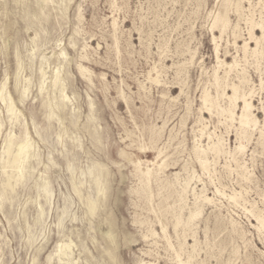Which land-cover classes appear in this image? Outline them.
<instances>
[{
	"label": "rangeland",
	"instance_id": "374dc122",
	"mask_svg": "<svg viewBox=\"0 0 264 264\" xmlns=\"http://www.w3.org/2000/svg\"><path fill=\"white\" fill-rule=\"evenodd\" d=\"M43 1L0 0V87L8 74L20 110L10 118L0 99V264H179L176 251L182 264H264V38L255 53L250 40L264 34V0ZM214 36L239 67L216 75ZM231 83L252 92L260 121L244 137L225 112ZM26 129L32 155L19 177L4 167V140Z\"/></svg>",
	"mask_w": 264,
	"mask_h": 264
},
{
	"label": "bare ground",
	"instance_id": "6f19581e",
	"mask_svg": "<svg viewBox=\"0 0 264 264\" xmlns=\"http://www.w3.org/2000/svg\"><path fill=\"white\" fill-rule=\"evenodd\" d=\"M48 1H52V0H44L43 2H48ZM231 1L230 0H224V5L225 7H227L228 5H231ZM259 4V3H258ZM238 5V4H237ZM260 6V5H259ZM238 7V6H237ZM42 8H44V6L42 5ZM242 8V7H241ZM259 8V7H258ZM246 11V10H245ZM249 11V10H248ZM238 12V11H237ZM250 14V13H249ZM250 16V15H249ZM251 17V16H250ZM83 20V19H82ZM255 20V19H254ZM115 21V20H114ZM248 21V20H246ZM116 22V21H115ZM250 22V21H249ZM257 24V23H256ZM214 25L215 26H220V29L222 32H224L228 25H229V19H228V16H227V12L220 8L218 9L216 15H215V18H214ZM257 27H259L257 25ZM212 31V30H211ZM254 31V30H253ZM251 31L250 33V40H254L255 43H256V46L252 47V50L254 51L255 53V50L257 51V49H259L262 45V39L264 38V34L262 36H257L254 34V32ZM248 32V31H247ZM222 35V34H221ZM249 35V34H248ZM35 37V36H34ZM214 42H215V50H216V55H217V65H216V75H217V70L220 69L221 67H224V68H228V72L235 69L239 64H238V61L236 58L233 59V61H227V60H224L220 57V53H219V45L221 44H218L217 42V37L214 36ZM252 41H246L244 43V50H248L249 48H251V43ZM236 44V43H235ZM233 44V45H235ZM60 49V48H59ZM86 51V50H85ZM236 51V50H235ZM249 52V51H247ZM86 53V52H85ZM62 57H65L66 58V51L64 49H61L60 50V53H59ZM246 54V53H245ZM244 55V54H243ZM82 57V60L85 61L84 58H87V54H82L81 55ZM238 56V55H237ZM247 56V55H246ZM247 58V57H245ZM244 58V59H245ZM88 59V58H87ZM89 60V59H88ZM87 60V61H88ZM248 60V59H247ZM239 67V66H238ZM155 68V67H154ZM77 69L78 71L80 72V74L84 77L87 78V80L89 82H92V71L91 69L86 66L85 64H83L82 62L78 63L77 65ZM157 69V68H156ZM155 70V69H154ZM221 70V69H220ZM43 72V71H42ZM219 72V71H218ZM45 73V72H44ZM226 73V72H225ZM227 75V74H225ZM150 76V75H149ZM229 76V75H228ZM18 77V75H17ZM151 77V76H150ZM149 77V79H151ZM8 74L6 75V79L5 81L2 83L1 87H0V99L3 101V103L5 104L6 106V110H7V113L8 115L10 116V118L14 117V118H18L19 116V113H20V110L18 109L17 107V101L15 99V97L13 96V94L8 91V88H7V82L9 81L8 79ZM153 79V78H152ZM217 80V84L219 82L218 80V76H216V79ZM244 80H246V78H244ZM17 81H18V78H17ZM154 81V80H152ZM157 81V79L155 80ZM159 81V80H158ZM157 81V83H158ZM217 86V85H216ZM52 87L54 88H58L60 90V96H59V99H58V109H63L66 105H67V99H68V96L65 94V88H64V85L62 83V79L60 77V75L57 73L55 74L53 80H52ZM226 87L230 88L231 92H228L226 91L225 89L223 90V95L228 98L229 100V104H228V107L227 109L225 110L226 113H228V117H229V120L231 122H235L237 121L239 123V127L238 129L241 130V136H245L246 135V132L249 130V129H255L258 124H259V119L258 117L256 116L255 112H254V108H256L254 106V103H253V99L252 98V92L249 91V90H246L242 87L241 84L239 83H231V84H226ZM42 89V88H41ZM105 91V90H104ZM210 91V89H209ZM209 91H206L205 94H204V103H205V107L210 109L208 111H211L212 110V107L214 106V99H213V96L211 95V93H209ZM217 93V92H216ZM222 95V96H223ZM254 95V94H253ZM107 96V95H106ZM22 97H26V89H24L22 91ZM218 97V95H217ZM224 99V98H222ZM220 100V99H219ZM218 101V100H216ZM223 103V102H222ZM242 103V104H241ZM224 104V103H223ZM219 105V104H218ZM222 109V107H221ZM239 110V111H238ZM217 111V110H216ZM224 111V109H223ZM209 113V112H208ZM212 113V111H211ZM224 114V113H223ZM222 116V115H221ZM25 117V116H24ZM224 118V116L222 117ZM225 119H226V116H225ZM205 120V119H204ZM227 120V119H226ZM225 121V120H224ZM233 124V123H232ZM26 125V123H25ZM226 125V124H225ZM231 125V124H230ZM234 125V124H233ZM229 126V125H228ZM232 126V125H231ZM230 126V127H231ZM2 128V121L0 120V130ZM27 128V127H26ZM201 128V127H200ZM206 128V127H205ZM200 130V129H199ZM204 131V130H203ZM254 131V130H252ZM251 131V133H252ZM1 132V131H0ZM231 132V131H230ZM250 132V131H249ZM216 133V132H215ZM236 133V132H235ZM214 134V133H213ZM209 135V134H208ZM218 135V134H217ZM238 135V134H237ZM252 135V134H251ZM250 135V137H251ZM202 136V135H201ZM211 136V135H209ZM208 136V137H209ZM239 136V135H238ZM203 137V136H202ZM220 137V136H219ZM15 137H13V135H9L5 138L4 140V143H5V146H4V153H6L8 155V159L7 161L5 162V168L8 166H11L12 168H16V170H18V173H19V177H22L24 176V163L27 161V159L29 157H31L32 155V152H31V147H32V143H31V137L29 136V131L26 129L25 130V133H24V137L17 143V141H15L14 139ZM21 138V137H20ZM210 138V137H209ZM218 138V137H217ZM221 138H223L221 136ZM240 138V136H239ZM202 139V138H201ZM237 139V138H236ZM17 140V139H16ZM197 140V139H196ZM210 140V139H209ZM17 143V151L16 152H13L12 151V148H13V145L15 142ZM222 141V140H221ZM214 142V141H213ZM201 143V142H200ZM224 147V146H223ZM245 144L240 142L238 145H237V149L238 150H243L245 148ZM208 148V146H207ZM247 148V147H246ZM245 148V149H246ZM198 149V148H197ZM225 149V148H223ZM216 151V150H215ZM214 151V153H215ZM224 151V150H223ZM221 152V151H220ZM230 152V149L228 151V153ZM212 153V152H211ZM241 153V152H240ZM122 155H125L130 161H132L131 157L126 155L124 152H122ZM218 156H220L218 154ZM232 158V157H231ZM215 159V158H213ZM216 160V159H215ZM225 160V159H224ZM143 161V160H142ZM140 162V161H139ZM163 162V161H162ZM237 162V160L235 161ZM207 159H202V166L204 168H207ZM136 165V168L139 169L140 166L139 164H135ZM162 165H160L161 167ZM202 167V168H203ZM223 167V166H222ZM208 169V168H207ZM235 169V168H234ZM243 169V168H242ZM107 170V169H106ZM151 168H147L146 171H144L143 173L146 174V175H149L151 173ZM203 170V169H202ZM205 171H207L205 169ZM17 172V171H16ZM241 172V171H240ZM90 173H92V171H90ZM208 173L209 172V169H208ZM233 174V173H232ZM242 174V173H241ZM14 175V174H13ZM11 176V175H10ZM9 176V177H10ZM194 176V175H193ZM245 176V175H244ZM15 177V175H14ZM241 177V176H240ZM246 177V176H245ZM244 177V178H245ZM18 178V177H17ZM248 180L249 178L246 177ZM13 179V178H12ZM11 179V180H12ZM15 179V178H14ZM19 179V178H18ZM99 178L96 179V182H99L98 180ZM9 181V180H8ZM10 182V181H9ZM9 182L7 183L8 185ZM11 183V182H10ZM184 183V182H183ZM12 185V184H11ZM180 185V184H179ZM12 187V186H11ZM181 187V186H180ZM217 188V187H216ZM223 188V187H222ZM221 189V188H219ZM243 189V188H242ZM186 190V189H185ZM102 191L104 192L105 191V188L102 189ZM215 191H217L215 189ZM223 191V190H222ZM237 191V190H236ZM245 191V190H244ZM182 192V191H181ZM185 192V191H184ZM220 192V191H219ZM235 192V190H234ZM102 193V192H101ZM187 193V191H186ZM225 193V192H224ZM243 193V192H242ZM104 194V193H103ZM183 194V193H182ZM194 194V193H193ZM220 194V193H219ZM226 194V193H225ZM241 194V193H240ZM223 195V194H222ZM227 195V194H226ZM183 196V195H181ZM196 196V195H195ZM241 196V195H240ZM236 197V194L233 196V198ZM243 197V194L242 196ZM3 198V194L0 193V201L2 200ZM90 198V197H89ZM230 200H232L233 198L231 197V194L229 196ZM232 198V199H231ZM203 199L207 202V201H211L212 198L205 195L203 196ZM187 200V199H186ZM234 200V199H233ZM237 200V199H236ZM235 201V200H234ZM244 201V199H243ZM193 202V201H192ZM236 203V202H234ZM241 203V202H239ZM238 203V204H239ZM100 204V203H99ZM237 204V203H236ZM245 204V203H244ZM243 204V205H244ZM187 205V204H186ZM203 205V204H202ZM88 206H89V209L91 210V212H94L95 210H97V202L96 200L94 199H90L88 201ZM245 207V205L243 206ZM253 207H254V204H253ZM252 207V208H253ZM184 208V207H183ZM182 208V209H183ZM251 208V209H252ZM181 209V210H182ZM250 209V211H251ZM254 209V208H253ZM252 209V210H253ZM184 210V209H183ZM248 210V209H247ZM246 210V211H247ZM260 210V209H259ZM264 210V208H263ZM258 211V210H257ZM251 212H255L254 210L251 211ZM250 212V213H251ZM182 213V211H181ZM202 213V209L201 208H198L196 209L195 211L191 212L188 219L189 221H194L196 219H198V217L201 215ZM249 213V214H250ZM254 214V213H253ZM252 214V216H253ZM263 214V213H262ZM262 214H257V216L255 218H257V221L259 222V224L261 225V227L264 228V215ZM182 215V214H181ZM251 215V214H250ZM256 215V214H255ZM181 217V216H180ZM179 217V218H180ZM183 217V216H182ZM181 219V218H180ZM189 226V225H188ZM177 230V229H176ZM163 231L166 232V228H163ZM178 232V231H177ZM183 232H186V231H183ZM189 232V230H188ZM109 233V232H108ZM184 234V233H183ZM115 235V234H114ZM113 235V236H114ZM112 236V238H114ZM185 236V235H184ZM111 238V237H110ZM72 239V238H69V240ZM179 239V238H178ZM115 240V238H114ZM72 241V240H71ZM73 242V241H72ZM71 243V242H70ZM70 243H62L58 246V254L60 253L61 254H66L67 253V250L70 248L71 244ZM73 244H76L75 242ZM76 246V245H74ZM72 249V247H71ZM70 249V250H71ZM77 249V248H76ZM195 249V248H194ZM73 250V249H72ZM71 250V251H72ZM195 251V250H194ZM176 254H177V257H178V260H179V264H182V261L181 259H179V253L178 251H176ZM141 264H154L153 262H146V261H141Z\"/></svg>",
	"mask_w": 264,
	"mask_h": 264
}]
</instances>
